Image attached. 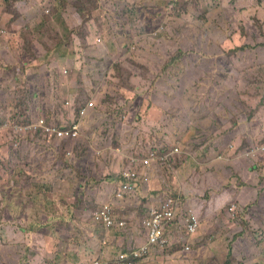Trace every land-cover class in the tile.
Instances as JSON below:
<instances>
[{"label": "rangeland", "instance_id": "1", "mask_svg": "<svg viewBox=\"0 0 264 264\" xmlns=\"http://www.w3.org/2000/svg\"><path fill=\"white\" fill-rule=\"evenodd\" d=\"M37 114L78 122L80 134L15 131ZM260 141L264 0H0V264L108 258L168 195L200 227L188 234L182 218L171 220L174 242L153 248L148 264L157 255L163 264H264V158L250 170L240 157ZM156 145L167 160L114 202L117 169L101 176V161L124 148L129 165ZM107 202L126 229L94 223Z\"/></svg>", "mask_w": 264, "mask_h": 264}, {"label": "built area", "instance_id": "2", "mask_svg": "<svg viewBox=\"0 0 264 264\" xmlns=\"http://www.w3.org/2000/svg\"><path fill=\"white\" fill-rule=\"evenodd\" d=\"M92 106V103H89ZM86 112V109L81 111L82 114ZM80 123L74 122L71 126H61L55 122H48L43 116L35 118L34 121H30L27 125H15V131H28L36 132L40 130L45 136L55 139L74 138L80 134ZM173 151H177V147L173 148ZM168 153H164L162 156H156L154 152H150L149 158H144L141 163L146 166L149 165L152 160H158L157 162L163 163L168 158ZM264 155V142L251 144L245 150H242V156L258 162ZM155 157V158H154ZM154 158V159H151ZM137 160L132 158L131 163L121 171V178L123 182L120 185L119 191L116 193V197L121 198L122 192H133L137 187L139 173L136 170L135 164ZM182 203L178 197L166 196L157 206L151 207L146 215L143 226L145 229L146 238L143 242L135 247L125 246L117 253L114 261H105L104 264H138V262L146 256L151 249L155 247H165L169 243L170 239L166 235L165 229L169 222L176 217H180L183 220L185 233H196L200 227V220L191 208L182 209ZM95 223L100 224L106 229L118 228L121 229L125 226L124 219H119L114 213L111 204L107 203L97 209L94 214ZM184 251H189L190 246L185 244ZM92 264H102V261L96 259Z\"/></svg>", "mask_w": 264, "mask_h": 264}, {"label": "crops", "instance_id": "3", "mask_svg": "<svg viewBox=\"0 0 264 264\" xmlns=\"http://www.w3.org/2000/svg\"><path fill=\"white\" fill-rule=\"evenodd\" d=\"M119 104H120V107H118V108L123 109V104H121V103H119ZM109 107L110 106H107V108H109ZM91 109H93V108H90L89 111ZM133 109H134V107H130V106L127 107V109H126V111H127L126 116H129L133 112ZM120 125H121V131H122L121 133L123 135L125 133V131L128 129V126H127V124L125 122H121ZM129 129L131 131H134L135 132V129L134 128H129ZM187 131H188V129H187ZM156 134L159 136V133L157 131H156ZM183 134H186V130H183ZM133 139L135 140L136 138L134 137ZM188 139H189V137H186V140H188ZM123 155H125L124 154V148H123V152H121V150H119V151H117L116 153L113 154L112 161H111L110 164L103 163V161H101V165L99 167H97V169L99 171L100 170L99 168L102 166V168L100 170L101 176L102 175L108 176L109 174H112V176H113L115 169H117L118 175L117 176H113L115 178L114 182L116 183V189H115L116 191L113 192L112 188L110 186L108 187L109 188L108 194L111 196V199L114 202H119V201L123 200V198L125 196H129L132 193L136 192L138 190V188H140L141 186H143L144 182L146 181V177H147V171H143L140 174V176H139V181L137 183V187L135 188V190L132 193H130V194H123L122 198H116L115 197V193L119 190L120 185L123 182L120 173H121L122 170H124L128 166V159H127L126 162L123 159L120 160L121 156H123ZM133 155H129V156L131 157ZM126 157H128V156H126ZM119 161H120V166L118 167V162ZM92 163H94V161H92ZM88 165H89V163L83 162L81 164V166L78 168V171H80V173H84V169L87 168ZM252 168H253L252 166L249 167L250 170ZM94 169H95V167H94ZM95 172H96V170H95ZM96 177H98V176H96V175L93 176L92 175V176H90V180H93ZM111 184H113V181H111ZM42 191H46L47 192L46 193V196H45L47 199H49L50 196H54L56 194V193H49L47 189H44ZM107 203H110V202H107ZM255 206L261 208V204H258V205H255ZM123 229H126V228H123ZM125 232H127V235L124 236V238H123V247H125V246H127V247H135L138 244H140L141 242H143L145 240V238H146L145 230H144L143 227H142L141 230H139V232L138 231L135 232L134 230H131V229L130 230H127L126 229L123 233H125ZM165 232H166V235L168 236V238L170 239L171 243H173L174 242V239H173V234L174 233L169 232L168 231V227H166ZM151 251H150V253H151ZM150 253L147 256H145L144 258H142L138 262V264H148L149 259L151 258V256H149ZM106 255H107V253H106V251H104V255H102L101 258L104 259L106 257ZM112 256L115 257L116 255H112ZM155 258H156L155 259V263L156 264H163L162 259L159 258V255L155 256Z\"/></svg>", "mask_w": 264, "mask_h": 264}, {"label": "clouds", "instance_id": "4", "mask_svg": "<svg viewBox=\"0 0 264 264\" xmlns=\"http://www.w3.org/2000/svg\"><path fill=\"white\" fill-rule=\"evenodd\" d=\"M41 116H42L41 114H37L36 116H33V117H32V115H30V120H29V122H30V121H34L35 118H38V117H41ZM29 122H28V123H29ZM55 123H56V122H55ZM57 124H58V123H57ZM59 125H60V124H59ZM71 125H72V124H71ZM61 126H65V125H61ZM66 127H67V126H66ZM11 136H12V137H11V143H12V144H13V143H14V144H17V143H16V140H15V138H14V136H13V135H11ZM54 139H55V138H54ZM260 142L262 143V142H264V141H260ZM258 143H259V142H258ZM252 144H255V143H252ZM250 145H251V144H250ZM250 145H249V146H250ZM174 147H175V146L172 147V150H173ZM176 147H177V146H176ZM177 150H178V147H177ZM242 150H245V149H242ZM242 150H240V157L242 156ZM150 152H154L155 157H156V156H162L164 153H168V154L170 153V152H167V148H165L163 145H159V146L156 145V146H153L151 149L148 150V152H147L145 158H146V157L149 158V156H150ZM167 156H168V155H167ZM155 157H154V158H155ZM219 157L222 158V157H221V154L219 155ZM243 157H245V156H243ZM262 157L264 158V155H262ZM262 157H261V158H262ZM132 158H134V157L131 156V159H132ZM154 158H151V159H154ZM261 158H260V160H261ZM131 159H130V161H131ZM134 159H136V158H134ZM143 159H144V158H143ZM143 159H139V160L136 159L137 162L141 164V170H140V172H139V176H140V174H141L143 171H147L148 168H149L150 166H152V164H157V163H159V162H157L158 160H152V161L150 162L149 165L144 166V165L141 163V161H142ZM247 159H248V158H247ZM250 160H251V159H250ZM260 160H259V161H260ZM251 161H252V165H251V166L253 167L252 169L256 168V166L258 165V162H259V161H258V162H255V161H253V160H251ZM130 163H131V162H130ZM120 174H121V173H120ZM138 181H139V179H138ZM169 196H171V195H169ZM105 204H107V203H105ZM105 204H103V205H105ZM109 204H110V203H109ZM103 205H101V206H103ZM101 206H100V207H101ZM154 206H157V205H151V206H149L148 212H149L150 208H151V207H154ZM100 207H99V208H100ZM112 207H113V206H112ZM182 207H184L183 204H182ZM99 208H98V209H99ZM232 208L234 209V207H232ZM95 211H96V210H95ZM95 211H94V212H95ZM94 212H93V214H94ZM93 214H92V218H93V221H94V223H95V220H94V216H93ZM147 214H148V213H147ZM116 217H117V215H116ZM117 218H119V217H117ZM119 219H123V218H119ZM124 221H125V220H124ZM170 222H171V221H170ZM170 222H169V223H170ZM95 224H97V223H95ZM97 225H100V224H97ZM125 227H126V222H125V226H123V228H125ZM166 227H167V226H166ZM104 228H105V227H104ZM123 228H121V229H123ZM143 228H144V226H143ZM111 229H112V228H111ZM115 229H118V228H115ZM121 229H120V230H121ZM105 230H110V229H106V228H105ZM144 230H145V229H144ZM104 243H106V241H104ZM169 243H171V241H169ZM169 243H168V244H169ZM168 244H167V245H168ZM184 244H185V243H184ZM123 248H124V247H122V248H120V249H123ZM155 248H164V247H155ZM120 249L116 250V252H114L113 255H117V253L119 252ZM151 250H153V249H151ZM149 253H150V252H149ZM149 253H148V254H149ZM148 254H147V255H148ZM147 255H146V256H147ZM107 257H108V258H105V259H98V260L102 261V264H104V262L107 261V260H109L110 262L114 261V259H115L116 256H115V257H113V256H107ZM144 257H145V256H144ZM144 257H143V258H144Z\"/></svg>", "mask_w": 264, "mask_h": 264}, {"label": "trees", "instance_id": "5", "mask_svg": "<svg viewBox=\"0 0 264 264\" xmlns=\"http://www.w3.org/2000/svg\"><path fill=\"white\" fill-rule=\"evenodd\" d=\"M8 93H9V92H8ZM8 93H7V94H8ZM212 190H213V188L209 186V187H207V190H203L202 192H196L194 198H202V199L205 198V199H206V198L208 197V192H209V191H212ZM115 191H116V190H115ZM118 191H119V190H118ZM118 191H117V192H118ZM117 192H116V193H117ZM116 193H115V195H116ZM130 193H132V192H126V191H123V192H122V196H123V194H130ZM190 195H192V190H190ZM190 197H191V196H190ZM121 198H122V197H121ZM102 205H103V204H102Z\"/></svg>", "mask_w": 264, "mask_h": 264}]
</instances>
